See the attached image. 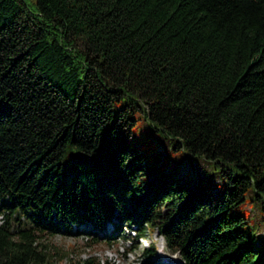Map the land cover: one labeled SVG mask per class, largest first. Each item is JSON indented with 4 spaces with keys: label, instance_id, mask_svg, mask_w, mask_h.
<instances>
[{
    "label": "trees",
    "instance_id": "16d2710c",
    "mask_svg": "<svg viewBox=\"0 0 264 264\" xmlns=\"http://www.w3.org/2000/svg\"><path fill=\"white\" fill-rule=\"evenodd\" d=\"M138 117L216 160L223 193L148 161ZM249 188L264 201V0H0V264H47L37 233L85 220L156 228L182 264H264L231 214Z\"/></svg>",
    "mask_w": 264,
    "mask_h": 264
},
{
    "label": "rangeland",
    "instance_id": "374dc122",
    "mask_svg": "<svg viewBox=\"0 0 264 264\" xmlns=\"http://www.w3.org/2000/svg\"><path fill=\"white\" fill-rule=\"evenodd\" d=\"M30 4V0H28ZM131 141L139 145L148 161L160 170H169L178 179L186 181H201L206 183L213 195H221L228 187L219 171L216 160L206 159L199 155H190L181 146H176V139L163 136L153 129L143 117H138L132 131ZM63 163L69 164L70 156L63 155ZM231 214H241L247 221L246 230L264 242V201L254 198L251 188L244 193L241 203L231 209ZM105 223L104 228L96 229L88 220L80 224L71 223L68 230L60 226V231L50 232L41 230L37 233L39 243H45L50 250L47 264H76L88 255L94 256L100 264H139L143 261L142 250L149 243H153L154 254L150 258L153 264H182L176 252L169 251L156 228L144 227L141 236L132 237V231L121 224ZM78 228L82 232L74 234ZM95 233L102 237L110 233L108 241L100 238L90 241L89 237ZM167 259L168 262L162 260Z\"/></svg>",
    "mask_w": 264,
    "mask_h": 264
}]
</instances>
